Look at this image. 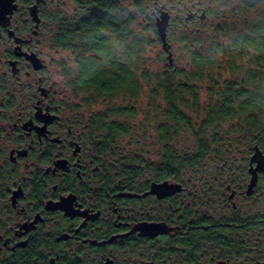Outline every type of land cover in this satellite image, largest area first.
<instances>
[{
	"label": "flooded vegetation",
	"instance_id": "1",
	"mask_svg": "<svg viewBox=\"0 0 264 264\" xmlns=\"http://www.w3.org/2000/svg\"><path fill=\"white\" fill-rule=\"evenodd\" d=\"M53 1L0 0V264H264L259 76L230 105L241 149L125 169L55 78Z\"/></svg>",
	"mask_w": 264,
	"mask_h": 264
},
{
	"label": "trees",
	"instance_id": "2",
	"mask_svg": "<svg viewBox=\"0 0 264 264\" xmlns=\"http://www.w3.org/2000/svg\"><path fill=\"white\" fill-rule=\"evenodd\" d=\"M71 1L73 8L70 12L60 9L61 4L53 10L52 21L56 23V30L52 36V46L71 52L73 65L70 67L69 84L76 93L81 91L85 94L81 103L87 107L96 103L105 105L103 109L90 113L106 135L105 142L114 144L113 149L118 148L123 153L118 164L125 169L205 165L211 142L222 141V124L234 117V109L230 105L244 91L241 82L236 80L239 76L226 79L223 71L227 68L233 75L243 70L238 59L243 55L242 51L247 53L252 48L250 59L256 67L248 66L246 70L253 71V74L244 76H260L259 65L264 61V57H261L264 53V16L255 20L242 35L233 38L230 44L218 41L215 31L211 35L205 34L210 38V44L202 40L199 29L185 32L180 41L191 66L179 68L175 63H167L165 68L152 71L143 65L145 43L150 44L151 40L145 38L142 30L136 31L134 25H140L137 23L139 16H157L161 6L157 5V1L150 15L145 12L143 0H128L130 3L127 5H124L125 0ZM249 3V0L243 1L245 6H249ZM202 12L206 18L213 10ZM189 13L193 15V11L187 12L185 20L190 19H187ZM148 18V26H144L143 31L149 29L158 37L154 22ZM180 20L177 15L170 14L168 26ZM223 28L222 24H216L217 32L224 31ZM202 89L207 92L205 102L199 99ZM144 92L148 116L143 127L154 130V143L157 145L155 158L149 160L143 157L141 150L127 149L120 140L123 135L131 133L133 125L128 118H135L138 114L136 103ZM212 94L217 95L214 100ZM260 96L264 128L262 84ZM116 99L122 102L116 104ZM109 102L112 104L108 105ZM210 102H214V105L211 106ZM120 117L125 120L120 121ZM181 135L190 138L191 144L180 148Z\"/></svg>",
	"mask_w": 264,
	"mask_h": 264
},
{
	"label": "rangeland",
	"instance_id": "3",
	"mask_svg": "<svg viewBox=\"0 0 264 264\" xmlns=\"http://www.w3.org/2000/svg\"><path fill=\"white\" fill-rule=\"evenodd\" d=\"M155 1L158 2L157 5L159 6L163 4L164 9L167 10L171 15H177L181 19L179 23L168 26L167 28V41L171 45L170 51L173 56V63H175V66L179 68H189L191 66L189 63V56L184 51V45L182 41H180L183 33H191L196 28H198L202 31V40L205 43L210 44V38L205 34L208 33L211 35L213 31H215L216 33L213 34L218 41L224 42L225 44H230L233 38L237 37L238 35H242V33H244V30L248 29L255 20L259 19L261 16H264V0H249V6H245L243 4L244 0H143L146 7L145 12L147 15L152 14L153 10H155ZM126 3L130 2L128 0H125L124 5H127ZM59 4L62 5V8L60 9L67 10L68 12H70L73 8L71 0H54L53 9L56 10ZM208 9L213 10V12L207 14V17L204 19H200L198 18V16H196L192 20L184 19L186 13L189 11L197 12V14H200L203 10L207 12ZM155 15L152 14L150 18H147L154 22L156 17ZM147 18L139 16L137 18V23L139 22L140 25L137 26V24H135L134 27L136 31L142 30V32L145 33V38L151 40L150 44L145 43L146 46L143 50V65H146L150 70L154 71L165 68V66L168 65V61L166 59L167 52L162 49L161 41L156 35L152 34L149 29L143 31L144 26H148ZM219 23L224 27V31H216V24L220 25ZM206 48L207 45L204 49L206 50ZM242 53L243 55L240 59H238V62L243 64L242 71H246V68L248 66L256 67V65L252 63L250 59L253 54V49H249L247 53L242 51ZM53 54L56 58V66L54 65V69H58L55 78L59 79L61 84L64 81L68 83V92L70 95L71 103H79L80 107L84 108L88 114H90L91 111L95 112L97 110L103 109L105 105L101 103L93 104L91 106H88V108L85 103H81V100L85 94L81 91H78L76 93L75 91H73L74 89L72 88V86H70V67L73 65V56L71 52L67 49L56 48L53 50ZM261 57H264V53L263 55H261ZM259 66V71L261 72L259 76L260 84L264 85V61H261ZM230 73L226 68L223 71V77L226 79H235L237 76H239L240 78H237L236 80H241L240 75L242 74H240L239 72H236L233 75H231ZM216 96L217 95H215V97ZM215 97L212 100H214ZM199 99L200 102L207 101V92L205 89H202L200 91ZM120 102H122L120 99H116V101H114V103L116 104ZM145 102L146 92H144L142 96L137 100L136 104L138 108V114L135 116V118H128V121L133 125L131 133L123 135L122 139L120 140L122 142V145H125L127 149L138 148L139 150H141L143 157L149 160L155 158L154 151L155 148H157V145L156 143H154V130L151 128L146 130V128L143 127L144 120L148 116ZM111 104V102L108 103V105ZM123 104H126V102H123ZM123 119L125 120V118L123 117L119 118L120 121H122ZM229 123L230 122L226 121L222 124L223 126L221 130L223 139L221 142H218L219 148H216L218 150L217 154L219 155L224 149V146L227 142H230L231 148L235 150H237V148L241 149L243 147V142H241V140L239 139L241 137L238 138L237 134H229V132H227L226 128L230 126ZM227 135H230V138L227 137ZM136 140H139V142L135 143ZM179 144L180 148H183L184 146L190 145L191 140L190 138L181 135Z\"/></svg>",
	"mask_w": 264,
	"mask_h": 264
},
{
	"label": "water",
	"instance_id": "4",
	"mask_svg": "<svg viewBox=\"0 0 264 264\" xmlns=\"http://www.w3.org/2000/svg\"><path fill=\"white\" fill-rule=\"evenodd\" d=\"M33 13L35 14V6ZM205 13L202 12L200 15V18H204ZM192 14L189 13L187 15V19L191 18ZM169 19H170V14L167 10L164 9V6L161 5L158 8V15L155 17L154 20V26L156 29V33L158 35L159 40L161 41V46L162 49L167 52L166 59L170 65L173 64V56L170 51V44L167 41V28L169 25ZM257 155V153H256ZM167 184L166 183H159V184H152L150 192H158L159 194L163 193L164 190L166 189Z\"/></svg>",
	"mask_w": 264,
	"mask_h": 264
}]
</instances>
